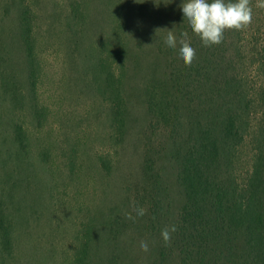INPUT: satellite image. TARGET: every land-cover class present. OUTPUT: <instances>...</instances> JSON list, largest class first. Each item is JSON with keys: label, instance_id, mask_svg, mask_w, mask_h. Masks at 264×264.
<instances>
[{"label": "rangeland", "instance_id": "1", "mask_svg": "<svg viewBox=\"0 0 264 264\" xmlns=\"http://www.w3.org/2000/svg\"><path fill=\"white\" fill-rule=\"evenodd\" d=\"M8 1L0 0V74L15 76L24 98L12 102L0 90V198L11 225V248L5 251L0 242V264H73L89 227L90 264H108L110 253L117 254L118 264H152L162 226L170 228L183 202L176 166L163 150L166 135L150 134L146 129L150 118L138 89L145 75L129 72L124 82L123 96L130 114L126 134L119 141L109 103L92 73L98 58L112 44L115 31L119 33L121 16L117 14L123 0H27L33 15L37 65L33 100L23 55L14 41L16 14L6 7ZM129 1L156 8L160 4L161 10L170 6L158 0ZM256 5L257 0H250L251 23L230 29L232 54L251 99L262 97L264 86V68L257 69L262 62L264 8ZM144 10L143 22L148 25L152 20L148 9ZM169 21L165 15L158 19V34L153 36H164L169 30L164 23L169 26ZM129 29L137 35V22L129 24ZM142 46L141 56L150 62L156 42L151 37ZM254 103L249 135L264 125V107ZM14 125L24 129V151L13 143ZM146 150L161 177L163 218L154 226L149 225L150 214L135 216L133 201L142 191ZM251 156L247 140L238 149L231 171L240 187L250 170ZM113 214L124 217L115 245L108 242L106 225ZM141 243L147 245L146 250L140 249Z\"/></svg>", "mask_w": 264, "mask_h": 264}, {"label": "trees", "instance_id": "2", "mask_svg": "<svg viewBox=\"0 0 264 264\" xmlns=\"http://www.w3.org/2000/svg\"><path fill=\"white\" fill-rule=\"evenodd\" d=\"M184 2L171 0L170 6L161 10L160 4L156 8L146 2L136 1L132 5L129 0H123L117 14L121 16L119 33L115 31L112 44L108 45L105 56L98 58L92 73L101 96L109 103L110 120L119 141L126 134L130 114L123 96L124 82L129 72L140 71L145 75L138 89L150 118L146 129L150 134L166 135L163 150L176 166L175 179L183 196L169 225H174L176 231L167 243L159 235L152 264H264V125L257 126L254 135L248 133L254 102L264 107V86L262 97L251 99L232 54L234 39L230 29L224 31L221 43L202 45L180 15ZM6 7L14 9L16 14L14 41L23 55L28 92L33 100L37 65L32 11L27 0H9ZM144 9H148V19L152 20L148 25L143 22ZM163 15L171 20L169 26L164 23L167 32L174 35L186 32L187 42L196 53L190 65L185 66L177 59L174 49L165 48L162 35L153 36L158 34L155 23ZM136 22L137 35L129 29V24L131 27ZM143 27L146 29L142 30ZM151 37L156 42V51L154 59L145 62L142 45ZM261 48L258 70L264 68V43ZM0 75V90L4 95L12 102L24 98L15 76ZM247 140L252 146V164L240 187L231 171L238 149ZM25 142L23 127L14 125L13 143L24 151ZM146 152L142 162V191L137 192L133 201L136 211H142L143 216L150 214L149 225L154 226L163 218L159 205L162 189L158 178L161 177L155 170V160ZM102 165L106 166L104 162ZM106 225L108 242L115 245L124 227V217L113 214ZM91 231V227L84 230L85 238L73 264H90ZM10 235L11 225L0 198V242L8 252ZM109 256L108 264H118L116 253Z\"/></svg>", "mask_w": 264, "mask_h": 264}, {"label": "clouds", "instance_id": "3", "mask_svg": "<svg viewBox=\"0 0 264 264\" xmlns=\"http://www.w3.org/2000/svg\"><path fill=\"white\" fill-rule=\"evenodd\" d=\"M165 6L171 0H158ZM257 7L264 8V0H257ZM187 28L199 37L202 45L210 46L221 43L226 29L239 30L252 21V7L250 0H185L180 8ZM163 44L167 49H174L177 59L185 66L192 63L195 57V49L187 42V34L179 31L177 34L166 32L163 36ZM143 215L137 210V218ZM175 226L166 227L161 231V238L167 243L171 233L175 232ZM141 250H146L147 245L141 243Z\"/></svg>", "mask_w": 264, "mask_h": 264}]
</instances>
